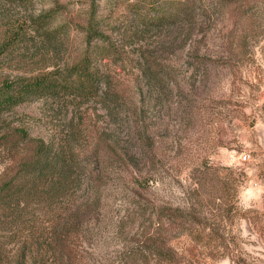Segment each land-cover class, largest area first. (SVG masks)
I'll return each mask as SVG.
<instances>
[{
	"label": "rangeland",
	"instance_id": "1",
	"mask_svg": "<svg viewBox=\"0 0 264 264\" xmlns=\"http://www.w3.org/2000/svg\"><path fill=\"white\" fill-rule=\"evenodd\" d=\"M91 21L116 92L0 121V185L39 142L74 157L0 205V264H264V0H0V86L78 62Z\"/></svg>",
	"mask_w": 264,
	"mask_h": 264
},
{
	"label": "trees",
	"instance_id": "2",
	"mask_svg": "<svg viewBox=\"0 0 264 264\" xmlns=\"http://www.w3.org/2000/svg\"><path fill=\"white\" fill-rule=\"evenodd\" d=\"M177 17L180 18V13L176 15ZM164 21L162 14H156L153 21L150 20L146 24L160 25ZM86 38L87 48L75 64L62 70L43 72L31 78L3 83L0 86V121L17 106L34 100L57 98L63 93L73 94L75 98L99 95L101 88H103L102 95H108L111 91L116 92L108 74L101 66L104 65L105 55L118 56L120 49L113 42L112 35L102 29L100 22L91 21L87 24ZM94 41L104 43L105 49L96 50L99 46H96L98 43ZM92 139L95 141L94 138ZM94 141L91 157L97 165L100 166L101 161L106 162L113 158L123 159L121 155L112 152L115 147L111 139L101 140L98 136V141L96 143ZM53 147V143L39 142L35 144L33 150L9 168L5 174L6 178L0 185V205H3L6 198L25 199L33 188L38 189L45 184L55 186L57 182L66 183L68 169L71 167L68 163L74 157L68 154L64 147H60L55 152L52 151ZM46 170L51 173V176L54 172L59 177H42ZM29 173L37 177H27ZM93 174L99 177L102 170L97 169Z\"/></svg>",
	"mask_w": 264,
	"mask_h": 264
},
{
	"label": "built area",
	"instance_id": "3",
	"mask_svg": "<svg viewBox=\"0 0 264 264\" xmlns=\"http://www.w3.org/2000/svg\"><path fill=\"white\" fill-rule=\"evenodd\" d=\"M244 159H247V156H245Z\"/></svg>",
	"mask_w": 264,
	"mask_h": 264
}]
</instances>
